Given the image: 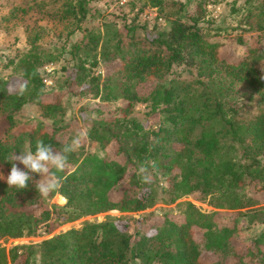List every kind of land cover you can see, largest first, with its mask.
I'll list each match as a JSON object with an SVG mask.
<instances>
[{
  "label": "trees",
  "instance_id": "trees-1",
  "mask_svg": "<svg viewBox=\"0 0 264 264\" xmlns=\"http://www.w3.org/2000/svg\"><path fill=\"white\" fill-rule=\"evenodd\" d=\"M211 1L244 6L241 32L264 33V0ZM46 2L56 4L34 0L42 11L48 8ZM143 2L141 10L178 8L176 17L158 15L168 26L156 34L145 28L156 30V19L150 26L140 18L127 21L124 37L110 25L103 31L75 27L68 33H82L72 45L76 52L71 74V82L81 90L70 93H91L103 103H121L109 115L92 118L86 131L89 142L100 151L112 150L108 152L115 158L87 153L81 144L69 154L66 170L57 173L63 178L62 187L47 197L39 196L35 188V181L41 179L38 174L30 173L33 180L22 191L9 188L6 178L12 167L9 157L34 152L37 138L55 151L72 142L57 140L64 130L63 105L59 99H49L45 92L49 87L39 73L41 65L53 59L38 50L35 37L28 41L29 49L16 52L7 62L18 73V84L12 86L14 78L0 77V113L8 124L7 135L0 141V175L4 177L0 176V239L35 237L41 226L51 232L110 211L143 212L162 198L173 203L195 193L213 208L233 212L230 224L218 223L215 213L205 214L189 204L185 215H164L150 235L135 241L122 229L123 223L88 222L37 245L0 247V264L240 263V218L257 231L249 241L247 263L264 264V210L245 217L240 213L259 206L260 201L264 204V46L239 34L235 41L242 48L241 56L223 57L225 43L211 40L203 27L208 22L205 0H198L193 12L184 15L177 1ZM33 9L19 11L26 14ZM44 12L78 16L81 21L87 13L86 2L62 0L59 9ZM100 63L113 68L104 76L94 75ZM149 82L151 90L141 94L138 88ZM27 104L41 108L42 117L52 126L17 127L15 114ZM137 104L145 106L147 119H156L154 125L148 127L133 117ZM141 165H147L146 174L151 177L147 182L141 179ZM159 176L167 178V189L160 187ZM56 195L65 200L63 206L50 204ZM204 254L212 255L213 261Z\"/></svg>",
  "mask_w": 264,
  "mask_h": 264
},
{
  "label": "rangeland",
  "instance_id": "rangeland-1",
  "mask_svg": "<svg viewBox=\"0 0 264 264\" xmlns=\"http://www.w3.org/2000/svg\"><path fill=\"white\" fill-rule=\"evenodd\" d=\"M40 2L41 0H37ZM78 1V0H76ZM80 1V0H79ZM86 2L87 13L81 20L78 16L75 18L71 15L64 16L57 14L56 16L51 14L47 16L44 12L45 9L49 11L59 9L62 0L57 3L54 0L55 5L46 2V7L43 11L36 8L34 0H0V77L1 78H14L12 86H17L18 77L17 72L14 73V66H6L7 62L13 60L16 52L20 53L29 49L28 41H32L33 38L37 39L38 50L42 53H46L48 60L44 62L39 68V73L42 78L48 76L52 85L48 86V90L45 88V92L49 95V99L54 101L59 99L63 105L64 115L62 118V124L64 130L57 136L59 143H67L73 138L80 136L81 144L85 145V151L90 154L107 155L111 158H115L114 154L108 151H100L98 146L86 139V131L91 124V119L98 116L100 113L104 116L109 115L115 108L120 107L121 103H103L99 99H95L91 93L87 95H72L70 92L79 93L81 88L71 82L72 71L74 69L75 60L72 54L76 51L72 49V45L77 43L82 33L80 31L75 32L73 35H69L75 27L80 29H87L91 31H103L105 26H112L116 31L121 33L122 37L125 36V26L128 20L140 18V22H148L151 26L154 19H156L158 26L156 30L151 31L146 28V32L156 34L168 26L165 21H159L158 15L166 14L169 19H174L178 8H166L164 12H159L157 8L144 7L143 0H129L131 4L124 7L122 10L110 11L95 5L91 0H83ZM177 1L182 5L181 14H191L198 0H169ZM206 6V23L204 27L205 33L211 40L222 41L225 46L221 50L222 56L229 59H236L241 56L242 48L236 44V36L244 34L249 40H258L260 47L264 46V33H242V23L245 8L244 6L231 5V1L223 2L221 4H214L211 0H205ZM35 7L28 13L23 14L19 11V8ZM59 6V7H58ZM157 17H154V15ZM79 56H83L79 54ZM103 63H100L99 68L94 70V75L104 76L108 71H111V67H103ZM46 70H50L47 74ZM187 76V73L183 74ZM84 86V85H83ZM153 84L151 82L144 84L138 88L141 94H147ZM86 87V86H84ZM100 111V112H99ZM146 108L143 104H137L134 109L133 117L142 123H147L148 127L154 125L156 119L146 118ZM15 121L18 126L32 125L36 123H42L44 126H52L50 121L42 117V110L34 104H27L21 110L15 114ZM8 124L4 118V115L0 113V141H2L7 135ZM19 168L23 170L20 165ZM160 187L167 189V178L159 176ZM164 195V194H162ZM256 199H260L258 196H254ZM50 204L56 206H63L65 200L61 196L56 195L51 198ZM193 205L197 210L205 214H216V222L223 225L230 224L231 218L234 216L233 212L218 210L208 204L207 200L203 199L200 194L195 193L187 197H183L173 203L167 202L165 198L160 199L150 209L138 212V213H120L118 211H110L102 214L87 216L81 218L75 222L63 225L59 228L48 232L45 226H41L40 231L35 237L22 238V239H0V247L10 249L16 245L27 244H40L43 241L49 240L58 235L64 234L71 229H78L83 224L88 222L95 223H108V222H120L122 229L132 236V240L135 241L143 235H150L154 228L161 222L164 215H185V212L189 206ZM264 210V204L260 201L259 206L241 210L240 213L243 217L252 214L255 211ZM238 232L237 237L242 242L237 245L240 252L243 253V258L239 262H228V264H248L247 252L249 241L256 235V230L250 228L245 218L238 220ZM208 260L213 261V256L210 254H204Z\"/></svg>",
  "mask_w": 264,
  "mask_h": 264
},
{
  "label": "clouds",
  "instance_id": "clouds-1",
  "mask_svg": "<svg viewBox=\"0 0 264 264\" xmlns=\"http://www.w3.org/2000/svg\"><path fill=\"white\" fill-rule=\"evenodd\" d=\"M80 147V136L73 138L70 144L63 145L59 151H55L52 145L45 144L43 140L37 138L34 152L27 150L20 152L19 155L13 153L9 157L12 161L10 174L6 178L9 188L14 187L18 191L26 190L29 181L33 180L31 173L41 177L40 180L35 181L39 196L47 197L51 192L58 191L62 187L63 178L57 173H63L66 170L69 154L78 151ZM16 162L22 164L27 171L21 170ZM147 171V165L140 166L139 172L144 182L151 179L150 175L146 174Z\"/></svg>",
  "mask_w": 264,
  "mask_h": 264
},
{
  "label": "built area",
  "instance_id": "built-area-1",
  "mask_svg": "<svg viewBox=\"0 0 264 264\" xmlns=\"http://www.w3.org/2000/svg\"><path fill=\"white\" fill-rule=\"evenodd\" d=\"M93 4L99 5L102 8L109 9L110 11H118L125 7V5L128 4L129 0H91ZM154 17H157L155 14ZM159 21H161V18H159ZM47 74L50 73V70H46ZM42 82L46 86H51L52 82L46 75V77L42 78Z\"/></svg>",
  "mask_w": 264,
  "mask_h": 264
}]
</instances>
